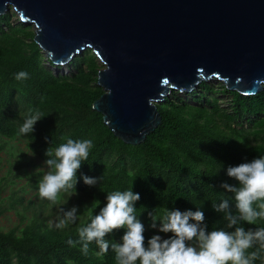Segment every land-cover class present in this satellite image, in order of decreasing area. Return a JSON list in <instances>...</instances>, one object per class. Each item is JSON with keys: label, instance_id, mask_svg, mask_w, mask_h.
Here are the masks:
<instances>
[{"label": "trees", "instance_id": "16d2710c", "mask_svg": "<svg viewBox=\"0 0 264 264\" xmlns=\"http://www.w3.org/2000/svg\"><path fill=\"white\" fill-rule=\"evenodd\" d=\"M12 16L9 11L0 15V135L25 139L34 154L46 159L49 147L54 150L68 139L91 140L88 161L77 171L76 191L97 202H92L93 214L81 224L69 222L57 228L46 217L35 215L21 226L0 227V264H117L111 245L106 254H98L93 241L84 255L82 243L71 246L68 240L79 241V229L99 213L108 193L118 190L140 194L135 214L145 229L151 226L152 216L179 209L203 211L208 232L234 231L226 227L224 213L217 212L213 203L229 199L230 210L236 214L234 194L221 187L224 182L238 183L227 175V169L264 155V89L244 95L225 87L233 94L231 111L208 93L214 88L205 81L190 92L201 102L190 103L174 96L173 90L158 103L161 123L143 141L126 142L107 125L103 113L93 108L104 91L97 82L101 68L97 54L87 48L70 60L69 74H56L34 39L33 25L15 23ZM21 71L28 73L27 79L15 78ZM37 110L43 118L34 131L19 134L25 119ZM85 175L101 179L89 186ZM7 207L0 204V214ZM241 226L246 231L264 227V220ZM125 232V228L117 229L105 238L122 243ZM144 235L147 247L150 234L145 230ZM257 250L254 245L248 252ZM254 264H264V250Z\"/></svg>", "mask_w": 264, "mask_h": 264}, {"label": "water", "instance_id": "95a60500", "mask_svg": "<svg viewBox=\"0 0 264 264\" xmlns=\"http://www.w3.org/2000/svg\"><path fill=\"white\" fill-rule=\"evenodd\" d=\"M33 24L55 64L90 47L103 62L93 108L126 142L162 121L174 89L221 79L244 95L264 89V0H0Z\"/></svg>", "mask_w": 264, "mask_h": 264}, {"label": "clouds", "instance_id": "9594fccd", "mask_svg": "<svg viewBox=\"0 0 264 264\" xmlns=\"http://www.w3.org/2000/svg\"><path fill=\"white\" fill-rule=\"evenodd\" d=\"M15 78L27 79L28 73L21 71ZM42 118L37 110L25 119L19 134L32 133L34 125ZM92 147L91 140L73 139H68L54 150L49 147L45 153L48 157L45 164L50 171L39 181L40 197L56 203L61 191L76 192L77 171L82 162L88 161L89 149ZM227 175L238 182H224L221 185L227 192L234 194L237 213L233 214L230 210L229 199L213 203V208L224 213L226 227H234V231L220 229L208 232L203 224L205 215L201 210H168L162 217L152 216L151 228L172 235L163 238L154 234L148 239L146 247L145 225L135 214L136 202L141 197L130 189L108 193L106 205L91 218L87 226L79 229V241L69 239L68 244L75 246L76 243H82L84 255L88 254L89 244L93 241L100 249L98 254H106L111 245L117 264H137V261L139 264H254L260 258V250H264V227L246 231L241 223L256 224L258 220H264V155L238 166H229ZM83 179L85 184L94 186L101 177L85 175ZM254 204L259 210L253 207ZM60 211L63 219L55 225L57 228L76 221L77 207L67 211L61 208ZM121 228L126 229L122 243H110L105 238ZM254 245H258V250L249 253L248 250Z\"/></svg>", "mask_w": 264, "mask_h": 264}, {"label": "rangeland", "instance_id": "374dc122", "mask_svg": "<svg viewBox=\"0 0 264 264\" xmlns=\"http://www.w3.org/2000/svg\"><path fill=\"white\" fill-rule=\"evenodd\" d=\"M9 12L13 14L12 19L15 23L21 21L13 7ZM90 51L94 52L92 48H90ZM44 57L46 64L56 74L64 75L70 73V62L68 64H51L45 54ZM97 60L100 67H103L104 64L98 56ZM205 82L214 88L212 91H208V93L218 98L221 107L231 111L233 94L231 91L225 90L226 85L224 82L219 78H213ZM198 88H200V84ZM174 91L176 92L174 96L181 97L190 103L203 101V99L196 101L190 93L191 91H180L178 89H174ZM0 146H2L0 149V204L4 207L8 206L0 214V227L2 229L8 230L16 225L21 226L31 221L35 215L46 217L47 222L50 224H57L59 220L63 219V213L60 211L61 208L67 211L74 206L77 207V219L75 223L78 224L86 221L87 216L93 214L91 204L92 202H97V199L83 197L81 194L79 195V192H75L74 190L68 192L61 191L56 203L40 197L39 181L50 169L45 164L47 159L34 154L29 149L25 139L18 137L9 138L0 135ZM13 202L15 205L12 207ZM152 222L151 220L149 224L151 225ZM146 230L150 234V237L154 234H159L163 238H168V233H159L158 229H153L151 226H147Z\"/></svg>", "mask_w": 264, "mask_h": 264}]
</instances>
